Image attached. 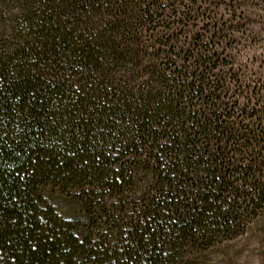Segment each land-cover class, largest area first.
Wrapping results in <instances>:
<instances>
[{"label":"trees","instance_id":"1","mask_svg":"<svg viewBox=\"0 0 264 264\" xmlns=\"http://www.w3.org/2000/svg\"><path fill=\"white\" fill-rule=\"evenodd\" d=\"M189 4L0 0V264H235L264 67Z\"/></svg>","mask_w":264,"mask_h":264},{"label":"rangeland","instance_id":"2","mask_svg":"<svg viewBox=\"0 0 264 264\" xmlns=\"http://www.w3.org/2000/svg\"><path fill=\"white\" fill-rule=\"evenodd\" d=\"M182 1L186 6L183 11L189 10L190 0ZM192 1L199 12V21L207 8L208 12L217 14L220 23H225L226 33L233 37L226 54L230 53L238 63L249 68L264 67V0ZM199 21L196 28L203 25ZM227 250L231 256H237L235 264H264V219L253 222L247 234Z\"/></svg>","mask_w":264,"mask_h":264}]
</instances>
